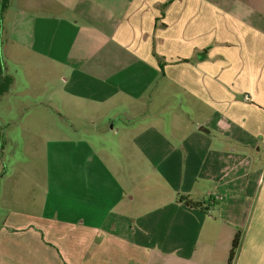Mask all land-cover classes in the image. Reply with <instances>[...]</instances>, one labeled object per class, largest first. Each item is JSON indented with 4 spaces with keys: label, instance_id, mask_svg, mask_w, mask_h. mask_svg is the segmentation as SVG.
<instances>
[{
    "label": "crops",
    "instance_id": "obj_1",
    "mask_svg": "<svg viewBox=\"0 0 264 264\" xmlns=\"http://www.w3.org/2000/svg\"><path fill=\"white\" fill-rule=\"evenodd\" d=\"M0 18L4 56L46 69L29 131L50 134L0 264H228L238 231L233 264H264V0H10Z\"/></svg>",
    "mask_w": 264,
    "mask_h": 264
},
{
    "label": "rangeland",
    "instance_id": "obj_2",
    "mask_svg": "<svg viewBox=\"0 0 264 264\" xmlns=\"http://www.w3.org/2000/svg\"><path fill=\"white\" fill-rule=\"evenodd\" d=\"M2 35L0 18L1 62L5 75H9L13 82L15 79V85L12 87V83L10 93L4 100L0 98V221L14 220L17 215L16 209L19 210L18 208L24 205L35 212L39 210L40 196L46 190L44 143L50 135L47 132L29 131L31 125L35 124L33 114L40 113L46 108L49 90L42 89L44 84L38 80L39 72L40 75L41 72L44 74L46 69H38L39 72L37 69L27 71L21 63H13L5 57L2 52ZM46 79L50 80L47 76ZM30 80L32 84L28 85ZM41 97L46 98L41 100ZM49 110L50 108L46 109V112ZM55 119L57 125L62 126V130L67 129L68 135L80 136L82 134V131L77 129L79 123H74L71 129L67 127L71 119L67 120L63 116L55 117ZM49 120L47 115L38 118L39 123L48 124ZM114 136H117V133H113L112 138H115ZM11 140H16L18 143H12Z\"/></svg>",
    "mask_w": 264,
    "mask_h": 264
},
{
    "label": "trees",
    "instance_id": "obj_3",
    "mask_svg": "<svg viewBox=\"0 0 264 264\" xmlns=\"http://www.w3.org/2000/svg\"><path fill=\"white\" fill-rule=\"evenodd\" d=\"M9 3H10V0H0V14L1 15H3V13L6 11ZM12 83H13V79L10 76L4 75V70H3V66L1 62V55H0V97L9 91ZM180 201L190 208L201 210V211H208L210 207H213L219 204L218 199L215 196H211L210 202H207L206 204L204 202L194 201L187 196H181ZM242 236H243L242 232L238 231L233 241L228 264L234 263L236 256H237L238 249L241 244Z\"/></svg>",
    "mask_w": 264,
    "mask_h": 264
},
{
    "label": "built area",
    "instance_id": "obj_4",
    "mask_svg": "<svg viewBox=\"0 0 264 264\" xmlns=\"http://www.w3.org/2000/svg\"><path fill=\"white\" fill-rule=\"evenodd\" d=\"M246 99H248V98H246ZM216 197V196H215ZM218 199V198H217Z\"/></svg>",
    "mask_w": 264,
    "mask_h": 264
}]
</instances>
